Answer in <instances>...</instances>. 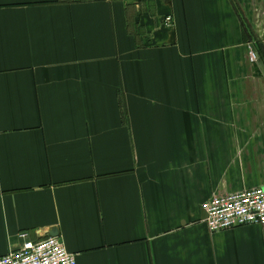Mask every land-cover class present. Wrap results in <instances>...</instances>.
<instances>
[{
    "label": "crops",
    "instance_id": "1",
    "mask_svg": "<svg viewBox=\"0 0 264 264\" xmlns=\"http://www.w3.org/2000/svg\"><path fill=\"white\" fill-rule=\"evenodd\" d=\"M261 42L264 0H0V256L264 264L202 208L264 187Z\"/></svg>",
    "mask_w": 264,
    "mask_h": 264
},
{
    "label": "built area",
    "instance_id": "2",
    "mask_svg": "<svg viewBox=\"0 0 264 264\" xmlns=\"http://www.w3.org/2000/svg\"><path fill=\"white\" fill-rule=\"evenodd\" d=\"M203 204L204 222L212 233L239 225H264V187L216 195ZM20 237L23 245L0 256V264H77V255L59 237L32 241L27 232Z\"/></svg>",
    "mask_w": 264,
    "mask_h": 264
},
{
    "label": "water",
    "instance_id": "3",
    "mask_svg": "<svg viewBox=\"0 0 264 264\" xmlns=\"http://www.w3.org/2000/svg\"><path fill=\"white\" fill-rule=\"evenodd\" d=\"M259 47H260V50L264 53V42L259 43ZM251 49H252L254 56H256L260 66L262 67V69L264 71V60H263L256 44L255 45L251 44ZM206 217H207V214L205 211H203V219H205ZM51 237H59V236H58V233L52 232Z\"/></svg>",
    "mask_w": 264,
    "mask_h": 264
}]
</instances>
